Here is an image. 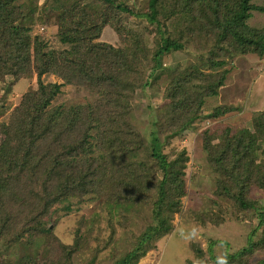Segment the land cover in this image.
<instances>
[{
  "label": "trees",
  "instance_id": "trees-1",
  "mask_svg": "<svg viewBox=\"0 0 264 264\" xmlns=\"http://www.w3.org/2000/svg\"><path fill=\"white\" fill-rule=\"evenodd\" d=\"M253 1L148 0L149 7L159 3L166 8L156 17L135 13L118 0H43L40 8L37 3L0 0V91L19 79H36L18 111L0 122V247L25 233L29 238L48 237L45 222L55 205L68 210L71 201L88 199L116 212L150 209L152 223L115 264H137L154 249L173 230L174 215L181 211L189 161L185 148L172 158L162 152L163 123L172 138L191 122L234 110L224 106L207 115L204 105L224 87L229 60L264 55V26L246 23L252 11L264 12ZM122 14L144 20L142 38L120 45L100 41L107 26L122 24ZM37 24L56 27L58 48L33 33ZM187 49L195 61L175 69L162 67L164 57ZM159 71L167 77L168 102L153 120L156 131L151 133L148 159L139 161L143 137L128 121V100ZM45 75L61 83H44ZM67 85L82 88L92 100L51 106ZM252 124L253 132L225 126L207 129L202 136V151L212 173L219 175L214 194L231 199L236 217L257 221L247 246L230 255L226 264L264 251V207L249 190L254 186L264 191V159L257 162L258 155L264 157V111L253 115ZM151 164L160 173L157 177ZM22 217L14 235L11 229ZM210 221L217 224L216 219ZM76 240L74 248L67 249L56 238L55 251L69 257ZM60 256H52L53 261ZM18 264L30 262L23 257Z\"/></svg>",
  "mask_w": 264,
  "mask_h": 264
},
{
  "label": "rangeland",
  "instance_id": "rangeland-1",
  "mask_svg": "<svg viewBox=\"0 0 264 264\" xmlns=\"http://www.w3.org/2000/svg\"><path fill=\"white\" fill-rule=\"evenodd\" d=\"M118 1L126 4L135 13L144 12L160 17L166 12V8L159 3L149 7L148 0ZM18 2L28 5L37 3L40 8L43 0ZM252 3L264 7V0H254ZM120 16L122 24L116 22L107 26L100 41L120 45L130 38H142L146 28L144 20L135 19L128 14ZM246 23L252 28H262L264 12L252 11ZM33 33L40 34L50 48L60 46L55 26L37 24ZM190 48L192 49L193 45ZM191 49L164 57L162 67L175 69L195 61L196 57ZM225 68L229 73L224 87L219 90L217 97L207 99L204 107L207 115L214 109H223L224 106L234 107L233 111L219 117H207L191 122L180 136L172 138H169V127L165 129L166 125L163 123V134L159 135L162 152L172 158L185 148L189 155L185 169V195L181 197V211L174 215L173 230L159 240L156 247L139 259L137 264H225L230 255L247 246L248 236L257 225L254 218L244 219L243 215L236 217L231 211V199L214 194V178L219 175L212 173L201 146L203 132L207 129L213 131L229 126L233 131H254L253 115L264 111V55H240L229 60ZM160 72L155 73L147 87L138 89L128 100L131 108L128 121L143 137V148L138 151L136 158L139 161L148 159L151 133L156 131L153 120L165 112L168 102L165 96L167 77ZM42 81L61 83V80L53 75L42 76ZM35 82V77H31L6 84V88L0 91V122H8L10 115L18 111L27 100L30 89L36 87ZM91 97L82 88L62 86L51 106L78 105L92 100ZM263 159V156L258 155L257 162ZM150 170L155 177L160 174L152 164ZM249 190L251 195L259 200V206L264 207V191L254 186ZM68 206L67 210L64 204L55 205L51 217L46 218L45 226L52 235L42 238L43 234L38 239L32 236L29 238L25 233L15 239V243L1 245L0 264H18L23 257L29 259L30 264H115L132 248L135 237L152 223L150 209L146 208L134 207L132 210L116 212L110 211L102 201L88 199L81 202L73 200ZM212 219H216L217 224H213L210 221ZM18 221V224H14V229H11L14 235L24 222L23 217ZM201 221H204L205 225ZM56 238L60 239L67 249H73L77 239L75 251L69 257L60 254L58 250L55 251L56 245H53V242ZM49 250L53 253L50 254L51 258L49 256L47 259ZM57 255H61L63 260L53 261L52 256ZM230 264H264V251L247 253L243 260L235 257Z\"/></svg>",
  "mask_w": 264,
  "mask_h": 264
},
{
  "label": "clouds",
  "instance_id": "clouds-1",
  "mask_svg": "<svg viewBox=\"0 0 264 264\" xmlns=\"http://www.w3.org/2000/svg\"><path fill=\"white\" fill-rule=\"evenodd\" d=\"M225 264H226V262H225Z\"/></svg>",
  "mask_w": 264,
  "mask_h": 264
}]
</instances>
